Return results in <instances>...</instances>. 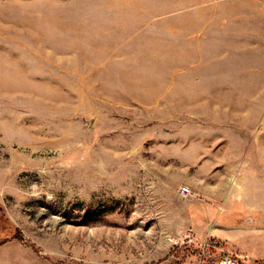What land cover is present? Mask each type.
<instances>
[{"label":"rangeland","instance_id":"1","mask_svg":"<svg viewBox=\"0 0 264 264\" xmlns=\"http://www.w3.org/2000/svg\"><path fill=\"white\" fill-rule=\"evenodd\" d=\"M246 197L264 0H0V264H196Z\"/></svg>","mask_w":264,"mask_h":264},{"label":"crops","instance_id":"2","mask_svg":"<svg viewBox=\"0 0 264 264\" xmlns=\"http://www.w3.org/2000/svg\"><path fill=\"white\" fill-rule=\"evenodd\" d=\"M205 208L211 209L212 216L206 218L210 219L208 222L200 220V227L196 228L200 240L212 238L235 255H248L253 261L264 260V201L252 202L246 197L218 201Z\"/></svg>","mask_w":264,"mask_h":264},{"label":"built area","instance_id":"3","mask_svg":"<svg viewBox=\"0 0 264 264\" xmlns=\"http://www.w3.org/2000/svg\"><path fill=\"white\" fill-rule=\"evenodd\" d=\"M184 197L190 195L188 189H182ZM184 244L198 246L196 264H264V260L253 261L248 255L238 256L231 253L225 245L215 239L199 242L194 237H187Z\"/></svg>","mask_w":264,"mask_h":264}]
</instances>
